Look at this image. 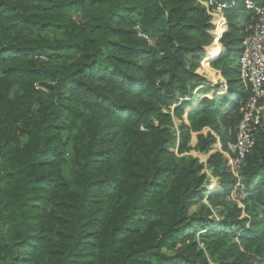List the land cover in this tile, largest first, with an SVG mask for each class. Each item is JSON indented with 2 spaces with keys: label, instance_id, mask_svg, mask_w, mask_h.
<instances>
[{
  "label": "trees",
  "instance_id": "16d2710c",
  "mask_svg": "<svg viewBox=\"0 0 264 264\" xmlns=\"http://www.w3.org/2000/svg\"><path fill=\"white\" fill-rule=\"evenodd\" d=\"M220 1L224 31L197 0H0V96L19 87L0 119V264H208L204 251L264 264V127L243 197L227 201L237 178L217 153L212 190L196 160L166 163L172 118L179 153L190 134L209 151L221 126L222 144L235 140L250 96L233 63L257 18L246 1L263 0ZM209 45L225 86L196 73ZM35 86L47 99L32 106ZM203 199L244 206L189 213Z\"/></svg>",
  "mask_w": 264,
  "mask_h": 264
},
{
  "label": "built area",
  "instance_id": "2783aa9c",
  "mask_svg": "<svg viewBox=\"0 0 264 264\" xmlns=\"http://www.w3.org/2000/svg\"><path fill=\"white\" fill-rule=\"evenodd\" d=\"M246 7L257 15L256 20L245 29L241 41V53L236 65L242 83L249 89L250 96L241 109V119L236 127L235 140L226 142L225 156L228 169L237 178L230 199H236L238 192L243 197L239 173L246 156L255 145L256 135L264 127V0L263 5L246 1Z\"/></svg>",
  "mask_w": 264,
  "mask_h": 264
},
{
  "label": "rangeland",
  "instance_id": "374dc122",
  "mask_svg": "<svg viewBox=\"0 0 264 264\" xmlns=\"http://www.w3.org/2000/svg\"><path fill=\"white\" fill-rule=\"evenodd\" d=\"M198 3H200L202 6H204L207 9L208 14L211 17L210 20V25L213 27V29L217 28V26L220 23V20L223 19V23H224V28L223 31L225 30V25L227 24L225 17L222 14V11L224 8H226L225 4H222V2L220 0H210L211 5H214V9L211 10V6L208 3L207 0H197ZM241 0H237V2H235L236 5L240 4ZM217 8V9H216ZM212 29V30H213ZM211 31H209V35L212 36ZM222 31V32H223ZM215 32V31H214ZM213 37V36H212ZM216 40V39H215ZM215 42V41H214ZM213 45L215 43H212ZM211 44V45H212ZM211 45L207 46V47H203V53H204V59L203 61H201L200 63V67L196 70V73L202 77L205 80V83L207 84H216L219 82L222 83V85H226V81L222 78L219 77V74L210 70L209 66H208V61H205L206 57H207V49L208 47H210ZM219 47H222L223 51L222 53L225 52V46L224 44L219 43ZM41 59L46 62V59L44 57H41ZM239 62V56L236 58V60L234 61L233 65L236 66ZM50 63L46 62L45 66H49ZM225 89V88H224ZM19 90V87L17 85H14L9 92L7 93V96H0V119H4L6 120V111H5V106L7 105V103L11 102L12 99H17L18 95L16 94L17 91ZM16 94V96H14ZM47 92L44 89V87L41 86H35V90L33 92V99L31 98L29 101L31 103L32 106H35L37 104V100L39 99H47ZM24 100V99H23ZM28 101V99H27ZM3 123V127L9 131L10 128L5 124V122ZM172 123H173V127L170 130V137L168 139V143L164 146V148L166 149V163L167 165L170 166H174L177 168H181L183 167L187 161L190 160H196L198 164L203 165L202 167V172L201 175L204 176V181L202 184V189L204 190H209L208 186L212 180H215L217 185L219 182V178L218 177H214V175H212V170L210 168H208L206 166L205 163H207L210 155L217 153L220 158L223 160H226L225 156L222 154V151H225V146L222 144V142L219 139V135H221L223 133V131L225 130V128L223 126L220 127L219 130V135L216 132H210L213 137H215L216 139V143L213 145L212 149L209 151H200L198 150V148L196 147V141L198 139L196 134H190V138L188 139L187 143H186V148L185 150H183L182 152H178V145L181 139V134L179 131V125L180 123L175 119L172 118ZM206 131H209V129H204L202 131L201 134H204ZM223 160V161H224ZM222 161V163H223ZM204 164L206 167H204ZM226 167L228 168L227 162H226ZM222 171V170H220ZM197 178V175L195 176ZM210 188V187H209ZM213 189V186L211 188V190ZM227 201H229V198L227 199ZM234 202V201H233ZM206 206L207 209H209V211L211 212V215L213 216V218L215 220H222L224 218V215H222L221 213H223L222 211H224L225 209H232L233 206L236 205L237 208H243V204L241 203V199H239L237 202L233 203H228L226 204V206H222V205H217V206H212L211 204L208 203V201L206 199H203L202 201H198L194 204H192L190 206L189 209V213H197L199 211L200 206ZM220 214L222 216H220ZM248 214H241V217H247ZM199 247H202V244H199ZM205 256L207 257V261L208 264H216L214 262V260L210 257V255L204 251ZM247 256H251L249 253L246 254Z\"/></svg>",
  "mask_w": 264,
  "mask_h": 264
},
{
  "label": "bare ground",
  "instance_id": "6f19581e",
  "mask_svg": "<svg viewBox=\"0 0 264 264\" xmlns=\"http://www.w3.org/2000/svg\"><path fill=\"white\" fill-rule=\"evenodd\" d=\"M215 182H216V181H215ZM216 185H217V183H216ZM212 186H213V184H212V180H211V182H210V184H209V186H208V189L211 190ZM209 187H210V188H209ZM213 187H214V186H213Z\"/></svg>",
  "mask_w": 264,
  "mask_h": 264
}]
</instances>
